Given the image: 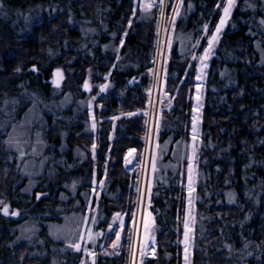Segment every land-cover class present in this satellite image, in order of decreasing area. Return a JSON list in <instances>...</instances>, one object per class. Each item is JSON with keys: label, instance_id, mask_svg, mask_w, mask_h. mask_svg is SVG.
<instances>
[{"label": "trees", "instance_id": "trees-1", "mask_svg": "<svg viewBox=\"0 0 264 264\" xmlns=\"http://www.w3.org/2000/svg\"><path fill=\"white\" fill-rule=\"evenodd\" d=\"M224 1L183 0L180 14L176 17L175 38L170 48L165 87V91L169 94L171 112H164V116L175 119L179 126L161 132L158 136L156 172L151 196L157 226L156 258L147 260L145 264H179L180 261L181 249L177 243L181 239L179 220L183 216L185 198L184 180L180 173L190 138L192 97L196 85V62L191 61L190 57L197 50L199 39L200 47L197 53L203 52L206 43V37L202 38L203 26L205 24L208 26L207 35H210L219 20ZM6 2L21 9L55 2L60 5L61 11L53 17L44 16L33 24L30 31L21 39L15 35L10 23H0V96L4 95L14 83L24 79L28 82V87L39 93L38 98L47 99L51 70L58 64L61 65L63 61L73 58L77 59L71 66L75 72L69 75L67 81L73 86L71 85L70 90L64 89L72 94L81 90L80 84L87 66L95 67V70L101 73L110 70L114 56L110 55L108 62L105 58L93 59L90 62L86 59L85 62H81L79 60L82 52L77 48L66 51L43 68L48 48H57L65 40L75 44L82 41L80 32L70 26L71 14L75 16L84 12L87 17H93L101 9L110 6L109 23L113 27L121 23L124 29L129 26L125 36H123L125 31H119L116 41V43L123 41L121 54L130 52L127 58L131 59V56H141L142 52L155 51L154 28L139 19L142 15L139 8H136L134 14L133 0H6ZM172 2L173 0H170L168 12L173 7ZM152 12L156 14L157 11L152 10ZM261 21H264V0H242L233 13L231 28H228L222 36L216 58L209 66L202 126L204 131L211 132L219 144L211 151L203 149L200 154L201 163L208 160L206 166L202 165V168L210 176V183H204V188L218 194L223 189H227L233 198L230 201L227 197V201L225 197H220L222 204L213 203L208 207L214 220L198 234L195 264L200 261L207 264H234L232 256L228 257L225 250H218L217 245L224 237H228L229 242L237 249L245 241H252L260 248L263 255L259 261L251 259L248 264H264V214L261 217L264 212V62H262L264 23ZM101 42L105 43L106 40L103 38ZM96 55L99 57L100 50ZM142 57L143 55L140 58ZM33 65L38 67V75L33 74ZM17 68L20 70L17 71ZM147 69L148 66L141 65L138 69L125 73L116 70L112 72L110 78L123 96L98 98L96 114L104 120L100 123L101 130L96 134L85 132L86 128L81 122L86 124V116L81 117L79 120L81 122L75 126L57 124L59 128L53 131L56 138L47 136L56 151L41 156L45 157V165L49 164L52 157L56 160L63 158L72 166L68 170L58 168L51 179L40 180L28 197L29 206L28 204L23 206L22 202L27 196L24 197L20 188L15 186L17 176L23 175L27 170L23 168L24 165L20 160L18 164L9 161L5 145L0 141V207L7 203L11 208L26 212V216L20 219L4 216L0 212V264H53L47 256L43 258L41 255H30L29 239L16 241V238H19L16 236L18 228L25 225L28 230H32L31 228L34 230V227H39L38 236L45 243L40 253H51L53 244L49 234L56 228L62 230L66 228L58 224H62L63 221L69 223L72 213L84 217L83 208L88 202L93 177L97 182L108 178L110 183L105 187L106 191L118 192L116 200L106 199L104 193L101 194L102 204L105 207L101 206L99 213L104 220L99 229L107 230V222L113 211L117 210L125 214V229L119 255L106 257L99 254L96 264H127L130 246L129 225L135 209L136 194L129 188L133 177L128 173L125 156L130 149H134L132 154L139 162L143 152L146 123L143 111L147 108L146 93L150 86ZM133 76L141 77V84L137 88H131L129 85V80ZM232 80L235 81V86L223 92L225 83ZM99 106L100 112L97 109ZM136 112L142 114L131 115L132 117L121 121L115 131L114 139L110 141L109 135L113 131V120L110 117L116 113L128 115ZM60 131L63 133L69 131L65 142L59 141L56 135ZM59 144L65 147V153L59 151ZM178 145L181 146L179 160L174 156L178 151ZM82 147L85 159L79 162L74 158L71 149ZM221 149L224 151L219 152ZM218 153L220 154L217 155ZM248 176L250 181L246 179ZM79 179H83L84 183L74 195H71L67 192V188H64V184ZM246 182L249 187L260 191L259 204H255L256 206L251 200L247 201L246 196L252 195H248L245 191ZM198 189L203 193L202 198H204L201 185ZM37 193L43 197H36ZM80 193H83L84 197L80 196ZM60 194L64 199L60 198ZM205 202L208 203L200 206V209L208 206L213 199L206 198ZM88 222L83 228L87 227ZM73 223L72 228H68L72 231V236H69L72 240L65 239L64 235L60 236V250H58L60 257L58 260L55 259L56 264H62L63 261L65 264L73 262L78 264L81 259V256L73 255V249L67 246L69 243H75V237L79 230L83 229L81 223ZM115 239L114 231H106L107 245Z\"/></svg>", "mask_w": 264, "mask_h": 264}, {"label": "rangeland", "instance_id": "rangeland-1", "mask_svg": "<svg viewBox=\"0 0 264 264\" xmlns=\"http://www.w3.org/2000/svg\"><path fill=\"white\" fill-rule=\"evenodd\" d=\"M221 1V0H219ZM242 0H235V6L233 7L231 14L226 19L225 23L221 27V31L218 34V40L213 45L212 51L204 63H201L200 57L204 55L205 48L208 47V39L215 32L217 25L220 23L221 17L223 15V7L220 9V17L219 20L214 27L213 31L210 35H207V30H205V25L202 29V38L206 37V43L204 45V50L202 53H197L200 47V39L197 42V50L190 57L191 61L196 62V85L194 89V95L192 97L193 107L198 105V110L195 113L197 116V139L195 142L192 140V121L191 128L189 134V142L187 143V153L184 157V162H182V171L180 175L184 180V208H183V216L181 220H179V224L181 226V239L178 241V246L180 247V261L179 264H195V252L198 250L197 241L198 234L202 233L206 226L214 220L209 211L208 207L215 203L216 205L222 204L221 198L225 197L228 201V194L230 193L227 189H223V191L218 194V192L212 193L208 190H205L204 183H210V176L205 172L202 165L206 166L208 160H204L203 163L200 162V154L203 149L211 151L214 147H217L219 142L211 135L210 131H204L202 126V111L204 107L205 95L207 91V78L210 63L213 59L216 58V51L219 48L221 39L223 34L227 31L228 28H231L232 25V17L233 13L239 6ZM144 3H152L153 0H143ZM226 2V0L224 1ZM141 0H133V10L136 8H140ZM170 0H163V15L161 14L160 0H154L153 6L147 12L142 11V15L139 16V19L143 22L149 23L153 26L155 31V39H154V47L155 51L150 52H142L141 56L127 58L131 53L126 52L125 54H121L122 44L121 42L116 43L117 38L119 37V31L123 32V36L128 32V27H121V23L115 25L114 27L109 23L110 22V13L111 8L107 6L104 9L98 11L93 17H87L84 12H80L78 15L71 14L70 18V26L71 28L77 29L80 32L82 41L80 43H73L70 40H65L63 44L57 48H48L46 53V62L43 65V68L49 64V62H54L61 54L65 53L68 50L73 48H77L80 50L81 58L79 61L85 62L86 59L92 61L93 59L103 60L104 58L110 59V55L113 57V63L110 67V70L107 73H101L100 71H96L95 67L87 66L85 71V76L80 84L81 90L76 91L74 94L65 91L66 88L68 90L71 89L70 83H68L69 75L74 74V70L71 66L77 59H69L63 61V63L58 64L51 70L49 83L50 89L47 94V99L45 97H39V93L35 92L36 90L28 87V82H25L24 79L16 82L12 85L7 92L0 96V141H2L5 145V151L8 155L9 161L14 164H18V160L23 163V168L27 170L24 171L23 175L17 176L15 186L20 188V192L24 197H26L22 202L23 206L28 204L29 196L32 193V190L40 183V180H49L54 176L55 171L60 168L62 170H68L72 165L65 162V159L62 160L54 159L51 157V161L49 164L45 165V157L41 155L44 153H53L56 150L51 145V142L48 140L47 136L51 138L54 137V129L59 128L57 124H64L66 126H75L79 122L81 117H87L86 124H84V128H86L85 132H89L92 134H96L98 130H101L100 123L104 120L100 117V115L96 114V101L98 98H120L123 96V93L116 89L114 82L111 80V75L114 70L117 72L125 73L129 70H136L139 66H148L149 72V81L150 86L147 91V108L143 111V115L146 116L145 123V133L143 136L144 148L141 154V159L139 162L136 161L135 156L132 154L129 157L130 163H127V170L130 175H132L133 179L130 182L129 188L135 192L136 200H135V209L133 212L136 213V219L139 223V233L134 230H130L132 228V220L129 225V255L127 264H133V254H132V245H136L135 251V264H145L147 260H152L156 258V234H157V226H156V216L152 209L151 196L153 189V177L156 172L153 171L152 157H157L158 150V136L161 132H165L170 128L178 127L177 121L175 119H171V117H165L164 112H171V103L169 100V94L165 91L166 87V79L168 76V65L170 60V48L173 43V39L175 38V28H176V17L179 16L181 11V5L183 0H173L171 10H167ZM52 4V6L50 5ZM50 4H37L34 6L27 7L25 9H21L19 7L11 6L6 0H0V23L8 22L10 23L15 35L18 38H23L31 29V26L36 22H39L44 16L45 17H53L59 11H61V7L58 4L50 3ZM178 8V13L176 9ZM152 10H156V14H153ZM71 13V11H70ZM113 27V28H112ZM98 37V39H93ZM105 39L106 42H101V39ZM201 38V39H202ZM169 41L171 43L169 44ZM100 50V55L96 51ZM193 56L196 59H193ZM105 62V60H104ZM108 62V60L106 61ZM264 62V60H262ZM104 65V64H103ZM105 67V66H104ZM32 69L33 74L38 75L39 69L36 65H33ZM56 70H60L62 74V79L55 77L54 73ZM21 73V72H20ZM19 73V74H20ZM33 78V76H31ZM31 79V78H28ZM58 81V85L53 83V80ZM99 79V81H96ZM88 83V88H85V82ZM133 81L131 88H137L141 84V77L133 76L130 80ZM67 83V85H66ZM235 81H229L225 83L223 86V92H227L233 86H235ZM73 86V85H72ZM101 86H106L103 92L100 91ZM199 88V91H198ZM65 89V90H64ZM214 91H218L216 88H212ZM197 96H199V101H197ZM98 112H100L101 107L99 106ZM147 112V115H145ZM136 115L142 114L141 112H136ZM134 116V115H133ZM113 117H118V119H113ZM113 117H110L113 120V131L109 135V140L112 141L114 139L115 131L119 128L121 121L128 119L132 116L122 113H116ZM191 117H193V110ZM50 132V135H49ZM52 132V133H51ZM57 133V137L59 141L65 142L66 136H68L69 131ZM11 137L14 140V143L9 144L7 141ZM39 134V135H37ZM18 141V143L16 142ZM195 143V156L192 161V191L189 190V159L188 157L192 155V145ZM178 151L176 152L175 159L179 160L181 154V146L178 145ZM32 152H31V151ZM59 151L66 152L65 147L62 144H59ZM221 149L219 152H223ZM71 152L74 154V158L77 161L81 162L85 159L84 157V149L82 148H73ZM93 152V151H92ZM35 153V155H34ZM44 154V155H46ZM218 153L217 155H219ZM49 155V154H47ZM19 156V159H18ZM94 157V155H92ZM40 157V158H39ZM42 157V158H41ZM216 157V156H215ZM220 157V156H217ZM47 158V156H46ZM182 161V160H181ZM156 165V160H155ZM244 165V164H243ZM252 165V164H249ZM248 165V166H249ZM26 166V167H25ZM246 177L247 180H251ZM92 187L90 193H88V202L83 208L84 216L89 217V222L86 228L83 221H81L82 217L79 215H75L72 213L69 223H59L58 225L63 227L64 230L57 231V228L54 232L49 234V237L52 240L51 253H40L43 247V241L38 236L39 227L31 228L32 230H27V227L20 226L18 228V232L16 236V241L19 242V239L26 240L29 239L30 246V255H41L43 258H50L53 264H56L55 259H59L60 253L58 250L59 242L61 241L60 236L64 235V238L69 240V236H72V225L73 222L81 223V230H85V236L87 235L86 229L91 228L94 233H103L104 235L98 237L95 244L88 243L87 247L90 251H94L96 253L94 259L96 261L97 256L100 254L102 256H118L121 250V247L118 250H113L111 247L112 243L107 245L105 241L106 231L109 230V225L112 224V227L116 230H119L118 223L113 224L114 214L120 213L117 210L113 211L112 215L109 217L107 222V230H100L99 227L101 223L104 221L99 213H101L102 208L105 205L102 204V196L104 193V197L106 199L116 200L118 198V192L106 191V186L109 185L110 180L105 178L103 180V186H101V182H97L96 178L93 177ZM39 182V183H38ZM84 181L83 179L79 180H71L67 181L64 184V188H67V192L71 195H74L75 192L82 187ZM150 185V189H149ZM201 185V190L204 191V198H202L203 193L198 189ZM247 186V187H246ZM250 185L245 183V191L248 195H252L251 197L246 196L247 201H252L253 205L259 204V195L260 191H256L254 187H249ZM25 187V189H22ZM139 189V192H138ZM111 192V193H110ZM221 195V196H220ZM47 196V194H45ZM80 196L84 197L83 193H80ZM36 197H43L40 193L36 194ZM212 198L213 202H210L208 206L201 207L203 204L208 202L206 198ZM221 197V198H220ZM60 198L64 199L63 195L60 194ZM7 206L8 215L14 218H22L26 216L25 210H19L11 208L9 204H3L0 207V212L2 209ZM29 206V204H28ZM256 206V205H255ZM12 212L18 213L17 215H12ZM151 214V221L153 224V236L154 242H149L148 248L146 250V255L141 257L139 250V241L143 238V220L144 216L147 214ZM125 222V214L120 213ZM264 212L261 214L263 217ZM47 217V216H46ZM96 217V223H92L91 218ZM48 218H51V216ZM188 219L189 227L191 228L190 232V241H189V249L187 252V261L185 259L186 253L184 249V223L185 220ZM61 221V218L59 219ZM78 220V221H76ZM218 220V219H217ZM57 227V226H56ZM70 228V229H68ZM79 230V232L81 231ZM79 232L75 237V243L79 242L81 245H84V241H81L79 238ZM113 232V231H112ZM19 233V234H18ZM124 231L121 233V241L123 240ZM229 236V235H228ZM59 237V238H57ZM22 242V241H21ZM45 244V243H44ZM103 245V247H101ZM218 250H225L227 252V256H232L234 260V264H248L251 259L254 261H259L261 259V250L252 241H245V243L239 247V249L235 248V245L229 242L228 237L222 238V240L217 245ZM73 249V248H72ZM65 254V253H64ZM73 255L76 257H80L78 264H81L82 261L85 264H92L93 257L86 256L84 251H75L73 249ZM79 255V256H78ZM54 261V262H53ZM59 262V261H57ZM74 263V262H73ZM72 263V264H73ZM65 264V261L62 262ZM198 264H207L203 262H199Z\"/></svg>", "mask_w": 264, "mask_h": 264}, {"label": "snow or ice", "instance_id": "snow-or-ice-1", "mask_svg": "<svg viewBox=\"0 0 264 264\" xmlns=\"http://www.w3.org/2000/svg\"><path fill=\"white\" fill-rule=\"evenodd\" d=\"M153 3H154V0H153L152 3H144L143 0H141L140 8H141L142 11L147 12V11H149L151 9V7L153 6ZM234 6H235V0H226V2L224 4V7H223V15L221 17L220 23L217 25L216 30L212 34V36L208 39V47L205 48L204 55L202 57H200V60H201L202 64L207 59V57L210 55V53L212 51V48H213V45L215 44V42L219 38L218 34L221 31V27L225 23V21L229 17V15L231 14V11H232ZM160 7H161V14L163 15V0H160ZM217 7H219V5H217ZM176 11L178 13V8L176 9ZM133 12L135 14V9L133 10ZM261 23H264V21H261ZM205 30H207V25H205ZM170 43H171V41H169V44ZM121 44H123V41H121ZM193 59H196V57L193 56ZM16 70L19 71L20 69L17 68ZM33 70H35V69H33ZM54 76L62 79V74H61L60 70H56V72L54 73ZM53 83L56 84L57 86H59L57 80L54 79ZM84 86H85L86 89L88 88L87 81L85 82ZM105 87L106 86H101L100 91L103 92L105 90ZM198 91H199V88H198ZM197 101H199V96H197ZM197 110H198V105L193 107V117H192V140H193V142H195L196 139H197V116L195 115ZM128 115H130V116L131 115H135V113H128ZM145 115H147V112H145ZM113 119H118V117H113ZM37 135H39V134H37ZM16 142L18 143V141H16ZM7 143H9V144L14 143V140L11 137V134H10V138L7 141ZM93 149H95V144H93ZM134 151H135L134 149H130L129 152L126 154V156H125V163L126 164L131 162L129 160V157L131 156V154ZM195 151H196L195 143H193V145H192V155L188 157V159H189V169H188V171H189V190H190V192L193 190L192 189V184H193L192 161H193V158L195 156ZM152 160H153L152 168H153V171H155L156 170V165H155L156 157L153 156ZM101 186H103V181H101ZM149 189H150V185H149ZM138 192H139V189H138ZM228 196H229V200L231 201L232 198H233L232 194L229 193ZM3 211H4L5 215H8L7 206H5L3 208ZM11 214L12 215H17L18 213L12 212ZM81 219H82V221L84 223H87V221L89 220V217L84 216ZM91 220H92L93 224L96 223V217H92ZM142 220H143V238H142V240L139 241V250H140V256L141 257L146 255V250L148 248L149 242H154L153 224H152V221H151V214L150 213L147 214V216H144L142 218ZM112 223L113 224H117L118 223V227H119V230H116L115 228L112 227V224L109 225V230L110 231H114L115 232V236H116V239L112 242V245H111V247L115 251V250H118L121 247V244H120L121 233L125 229V222H124L123 217L121 216V214L120 213H116V214H114ZM139 223L140 222L136 219V213L133 212L132 213V228L130 230H134L137 233H139ZM184 229H185V232H184V241H183V243H184V249H185V253H186L185 259L187 261V252H188V249H189V246H190L189 245V241H190V232H191V228L189 227L188 219L185 220ZM27 230L28 229H26V231ZM57 231L58 232L62 231V229H57ZM86 232H87L86 236H85V230H81L79 232L80 240L84 241V245L83 246L79 242H77V243H69L67 246L73 248L75 251H78V252L83 250L86 256L93 257L92 264H96V261L94 259L96 253L94 251H90L88 249V247H87V244L89 242L92 243V244H95L97 238L103 236L104 234L103 233H94L91 230V228L86 229ZM57 238H59V237H57ZM101 247H103V245H101ZM135 251H136V245L133 244L132 245L133 264H135ZM81 264H85V262L82 261Z\"/></svg>", "mask_w": 264, "mask_h": 264}, {"label": "water", "instance_id": "water-1", "mask_svg": "<svg viewBox=\"0 0 264 264\" xmlns=\"http://www.w3.org/2000/svg\"><path fill=\"white\" fill-rule=\"evenodd\" d=\"M32 69H34V68H32ZM132 84H133V81H130V82H129V85L131 86ZM7 210H8V208H7ZM1 214L4 215V211H3V209H2V211H1ZM4 216H5V215H4Z\"/></svg>", "mask_w": 264, "mask_h": 264}]
</instances>
